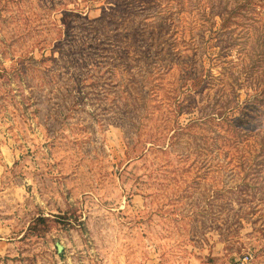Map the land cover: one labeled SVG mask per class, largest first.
I'll use <instances>...</instances> for the list:
<instances>
[{
	"label": "rangeland",
	"instance_id": "374dc122",
	"mask_svg": "<svg viewBox=\"0 0 264 264\" xmlns=\"http://www.w3.org/2000/svg\"><path fill=\"white\" fill-rule=\"evenodd\" d=\"M239 46L221 120L199 81ZM246 251L264 264V0H0V264Z\"/></svg>",
	"mask_w": 264,
	"mask_h": 264
},
{
	"label": "trees",
	"instance_id": "16d2710c",
	"mask_svg": "<svg viewBox=\"0 0 264 264\" xmlns=\"http://www.w3.org/2000/svg\"><path fill=\"white\" fill-rule=\"evenodd\" d=\"M238 57L234 59V57H227V53L224 51H218L214 55L213 64L219 67L216 73H213L211 69L208 70L206 76L200 78L199 82H203V86L206 88L207 97L211 100L210 103V113L215 115L216 118L221 120H226L227 118V108L229 101L230 88L233 91H238L240 86L242 85V80H240L239 76L235 75L232 81L230 76H232V65L234 63H240L242 61V47L239 46ZM241 70V69H240ZM242 71V70H241Z\"/></svg>",
	"mask_w": 264,
	"mask_h": 264
},
{
	"label": "built area",
	"instance_id": "2783aa9c",
	"mask_svg": "<svg viewBox=\"0 0 264 264\" xmlns=\"http://www.w3.org/2000/svg\"><path fill=\"white\" fill-rule=\"evenodd\" d=\"M236 264H253V254L246 251L236 260Z\"/></svg>",
	"mask_w": 264,
	"mask_h": 264
},
{
	"label": "water",
	"instance_id": "95a60500",
	"mask_svg": "<svg viewBox=\"0 0 264 264\" xmlns=\"http://www.w3.org/2000/svg\"><path fill=\"white\" fill-rule=\"evenodd\" d=\"M56 245H57L58 250H61L62 245L59 242H56Z\"/></svg>",
	"mask_w": 264,
	"mask_h": 264
}]
</instances>
